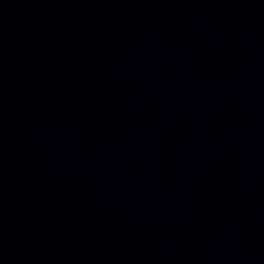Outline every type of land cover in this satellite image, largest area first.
<instances>
[{"label":"water","instance_id":"obj_1","mask_svg":"<svg viewBox=\"0 0 264 264\" xmlns=\"http://www.w3.org/2000/svg\"><path fill=\"white\" fill-rule=\"evenodd\" d=\"M0 264H264V0H0Z\"/></svg>","mask_w":264,"mask_h":264}]
</instances>
